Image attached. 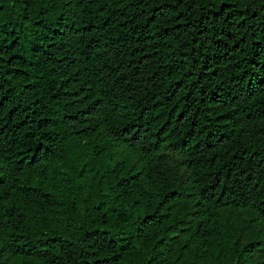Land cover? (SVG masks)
Wrapping results in <instances>:
<instances>
[{
	"label": "trees",
	"instance_id": "1",
	"mask_svg": "<svg viewBox=\"0 0 264 264\" xmlns=\"http://www.w3.org/2000/svg\"><path fill=\"white\" fill-rule=\"evenodd\" d=\"M257 255L264 0H0V264Z\"/></svg>",
	"mask_w": 264,
	"mask_h": 264
},
{
	"label": "rangeland",
	"instance_id": "2",
	"mask_svg": "<svg viewBox=\"0 0 264 264\" xmlns=\"http://www.w3.org/2000/svg\"><path fill=\"white\" fill-rule=\"evenodd\" d=\"M264 259L262 257H260V255H257V257L254 260L253 264H264Z\"/></svg>",
	"mask_w": 264,
	"mask_h": 264
}]
</instances>
